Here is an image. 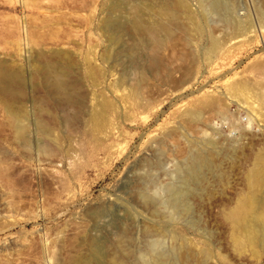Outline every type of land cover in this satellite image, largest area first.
<instances>
[{"label":"rangeland","instance_id":"1","mask_svg":"<svg viewBox=\"0 0 264 264\" xmlns=\"http://www.w3.org/2000/svg\"><path fill=\"white\" fill-rule=\"evenodd\" d=\"M215 3L0 0V264H264V0Z\"/></svg>","mask_w":264,"mask_h":264},{"label":"bare ground","instance_id":"2","mask_svg":"<svg viewBox=\"0 0 264 264\" xmlns=\"http://www.w3.org/2000/svg\"><path fill=\"white\" fill-rule=\"evenodd\" d=\"M213 1H215L216 2L215 5L219 7L220 6L223 7L224 4L226 3V0H213ZM229 18L233 20L232 14L229 15ZM108 24L112 26L115 23L108 22ZM132 25L135 27V29L136 28L141 29V25L138 24V20H134ZM12 83L19 85L20 78L16 75H12V76L7 75V77H4V75L2 76L0 74L1 86L2 85L4 86L5 84L4 88L6 89V87ZM205 163L206 162L202 161V159L195 161L191 166L190 172L186 176L180 179V187H178L179 189L178 188L170 189L171 200L169 206L171 205L170 207L174 209L176 214L178 213L186 214L185 199L189 195L191 187L197 182V179L202 177V174H200L199 172V168L200 167L203 168ZM249 182H250L249 187L251 188L250 192L245 197V199L244 198L243 200L240 199L241 201L238 203V205L235 206L234 209L235 211L233 210L235 213L233 214L231 213L232 219L234 223L237 225L238 229H240L242 232L245 233V235L247 236V241H249L250 246L252 247L258 246L264 249V176L260 171H257L255 172V175L252 177V180L251 178L249 179ZM93 255L95 262L87 261V262H83L82 264H98L99 257L97 256L96 253H94ZM156 263L166 264L163 263L162 260L159 263L158 262ZM146 264H148V262H146Z\"/></svg>","mask_w":264,"mask_h":264}]
</instances>
